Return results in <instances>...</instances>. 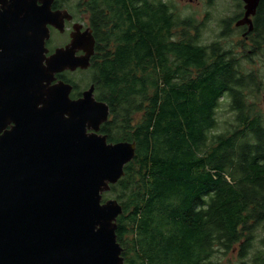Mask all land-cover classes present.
<instances>
[{
    "label": "trees",
    "instance_id": "1",
    "mask_svg": "<svg viewBox=\"0 0 264 264\" xmlns=\"http://www.w3.org/2000/svg\"><path fill=\"white\" fill-rule=\"evenodd\" d=\"M57 1L85 15L95 39L84 73L109 107L100 132L136 143L124 176L103 194L122 206L124 264H219L218 253L242 241L246 254L264 221L261 79L219 42L199 43L190 18L163 0L143 8L140 0ZM226 94L236 125L218 132Z\"/></svg>",
    "mask_w": 264,
    "mask_h": 264
},
{
    "label": "water",
    "instance_id": "2",
    "mask_svg": "<svg viewBox=\"0 0 264 264\" xmlns=\"http://www.w3.org/2000/svg\"><path fill=\"white\" fill-rule=\"evenodd\" d=\"M53 1L0 0V264H124L122 206L103 194L124 176L136 143L100 133L109 107L93 84L77 99L70 84H52L57 73L89 68L95 42L90 32L74 35L45 59L48 26L63 30L71 19ZM242 1L238 25L260 0Z\"/></svg>",
    "mask_w": 264,
    "mask_h": 264
},
{
    "label": "flooded vegetation",
    "instance_id": "3",
    "mask_svg": "<svg viewBox=\"0 0 264 264\" xmlns=\"http://www.w3.org/2000/svg\"><path fill=\"white\" fill-rule=\"evenodd\" d=\"M57 0H54L51 6L53 11L55 10H66L70 16V20L64 21L63 30L55 29L52 26H48L49 29V38L45 41L46 53L44 54L45 59H48L52 54L55 53L57 49L65 48L70 41L72 36H78L82 38L86 32L92 31L87 23V17L83 14L74 13L67 8H65L64 4L58 3ZM192 2V0H189ZM210 1V0H208ZM235 7V13L233 17L228 18L224 17L216 27H219L221 30L220 38L227 37L234 34L235 38V47L234 49H224L221 45L222 50L228 53V55L233 56L236 63H239V60H244L248 65L253 64L256 65L257 60L263 61L264 65V0H260L254 15L249 17L250 23H245L243 25H238L240 21L244 18L245 4L242 0H232ZM139 6L141 8L145 7V0H140ZM190 18L192 22V27L190 28L192 36L195 38L198 36V40L200 38V32L207 27V23H211L208 14L204 15H195V16H186ZM94 38V37H93ZM95 41V39H94ZM211 44V43H210ZM209 45V44H208ZM95 42H94V54L90 58V65L92 63L93 57L95 55ZM84 55V51L76 50L74 53L75 57H81ZM240 64V63H239ZM43 65H46V60L43 61ZM90 68V66H89ZM86 70L76 69L74 71L64 70L63 72L55 74V80L52 84L63 81L72 86V90L70 93L71 99H77L81 97L82 92L86 90L92 83L86 82L85 89L82 90L76 79L79 75L83 74ZM253 73V72H252ZM248 76V74L246 75ZM256 79L258 76L253 73L252 75ZM227 95V94H226ZM229 95V94H228ZM94 97H95V89H94ZM230 98V97H229ZM96 99V97H95ZM97 100V99H96ZM262 113L264 111L258 109ZM103 125V124H102ZM101 125V126H102ZM235 126V123L230 124V126ZM245 126L244 124H241ZM229 126V127H230ZM11 125H8L5 130H9ZM228 127V128H229ZM227 128V129H228ZM101 129V127H100ZM223 130L222 132H224ZM101 133V132H100ZM102 134V133H101ZM251 249L247 251L246 254L241 250L243 241L240 242L236 248L232 250V252L236 255L238 264H264V221L260 224L257 229V232L253 235V240H251ZM227 253V252H226Z\"/></svg>",
    "mask_w": 264,
    "mask_h": 264
},
{
    "label": "rangeland",
    "instance_id": "4",
    "mask_svg": "<svg viewBox=\"0 0 264 264\" xmlns=\"http://www.w3.org/2000/svg\"><path fill=\"white\" fill-rule=\"evenodd\" d=\"M165 3H168L173 6L174 9L177 10L178 14L181 18L186 16H195V15H204L208 14L211 20V23H207V27L200 32L199 43L202 45H208L213 42H219L220 46L222 45L224 49H234L235 47V38L234 34L227 37L220 38L221 30L219 27H216L217 24L224 17L231 18L233 17L235 11L234 3L232 0H163ZM257 63L253 66V64L248 65L246 61L239 60V63L245 73L253 72L258 78L261 79L262 83V91L259 95V99L256 100V106L258 109L264 111V65L263 61L258 60L256 58ZM76 79L77 84L82 87L81 89H85V84L88 82V73H83L79 75ZM248 101L251 102L252 99L248 97ZM230 98L228 95H223L219 101V107L216 110V119L218 132L226 130L230 124H232V115L228 112L229 110ZM107 199H115L111 194H105L103 200ZM217 261L219 264H238V260L236 255L229 251L227 253H218Z\"/></svg>",
    "mask_w": 264,
    "mask_h": 264
}]
</instances>
